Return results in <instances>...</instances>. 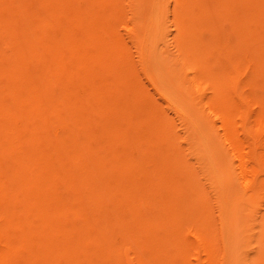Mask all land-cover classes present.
Wrapping results in <instances>:
<instances>
[{
  "label": "bare ground",
  "instance_id": "bare-ground-1",
  "mask_svg": "<svg viewBox=\"0 0 264 264\" xmlns=\"http://www.w3.org/2000/svg\"><path fill=\"white\" fill-rule=\"evenodd\" d=\"M0 264H264V0H0Z\"/></svg>",
  "mask_w": 264,
  "mask_h": 264
}]
</instances>
